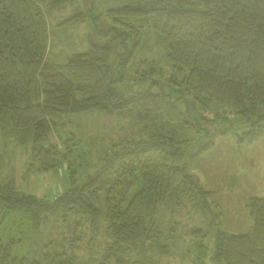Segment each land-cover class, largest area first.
Returning a JSON list of instances; mask_svg holds the SVG:
<instances>
[{
    "label": "trees",
    "instance_id": "16d2710c",
    "mask_svg": "<svg viewBox=\"0 0 264 264\" xmlns=\"http://www.w3.org/2000/svg\"><path fill=\"white\" fill-rule=\"evenodd\" d=\"M73 1L48 0V10ZM41 3L0 0V141L25 145L31 131L27 172L46 173L65 163L71 186L48 199L24 195L10 182L0 185V264H136L143 250L167 241L156 224L167 205L205 207L217 227L221 212L210 209L212 193L188 167L214 146L205 123L238 120L246 130L238 145L264 139V0H147L109 11L118 24L141 22L155 33L172 68L185 72L182 87L200 106L199 118L164 94L126 98L115 88L110 45L91 37L84 52L61 65L48 63ZM87 17L78 13L58 27L83 24ZM93 111L133 122L141 136L112 145L94 174L76 184L77 142L56 137L58 121ZM231 129L230 123L215 131L225 136ZM191 133L208 141L196 144ZM246 208L250 233L217 231L214 264H264V198H250ZM49 220L68 233L38 248L34 243ZM85 231L91 239H84ZM83 248L92 254L86 261L77 256Z\"/></svg>",
    "mask_w": 264,
    "mask_h": 264
},
{
    "label": "rangeland",
    "instance_id": "374dc122",
    "mask_svg": "<svg viewBox=\"0 0 264 264\" xmlns=\"http://www.w3.org/2000/svg\"><path fill=\"white\" fill-rule=\"evenodd\" d=\"M144 1L147 0H74L63 8L48 10V0H41L49 38L46 61L64 64L71 55L84 52L91 37L94 43L110 45L109 65L113 79L117 81L115 88L126 98L145 92L164 94L184 114L199 118L203 115L200 106L182 87L185 72L179 73L172 68L155 33L144 23L123 21L121 25L115 22L114 16L109 17L112 9L134 7ZM78 13H89L90 17L83 24L58 27L60 22ZM132 50L129 57L128 53ZM125 59L128 60L127 64H124ZM229 122L233 129L225 136H219L215 130L227 128L230 125L228 122L202 125L211 136H215L214 146L193 159L188 167L201 187L212 193L208 199L210 209L214 213L221 212V217L215 221L218 228L210 225L212 217L205 207H192L187 202L180 208L169 205L160 207L156 224L167 241L143 250L142 256L135 259L136 264H214L212 254L217 231L234 235L250 233L253 221L246 205L250 198H264V139L238 145V137L246 130L236 119L229 118ZM56 131L57 138L60 136L65 141L73 136L74 142H77L73 147L77 160L71 166L75 171L73 178L76 184L94 174L112 145L141 136L140 128L133 122L111 118L98 111L61 116ZM56 137H53V141H56ZM189 137L195 139L196 144L208 141L203 133H191ZM25 140V145H19L14 140L4 144L0 141V185L10 182L24 195L48 199L69 188L71 181L65 163L61 168L46 173L35 170L27 172L31 131L27 132ZM61 225L54 220L46 222L35 246L39 248L61 241L68 233V229ZM194 231L199 233L194 234ZM84 233L85 240L91 239L87 231ZM82 237L83 233L80 235ZM90 255L84 248L77 253L79 260L81 258L83 261Z\"/></svg>",
    "mask_w": 264,
    "mask_h": 264
}]
</instances>
